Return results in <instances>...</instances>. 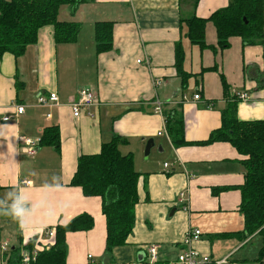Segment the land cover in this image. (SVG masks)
<instances>
[{"label":"crops","instance_id":"obj_1","mask_svg":"<svg viewBox=\"0 0 264 264\" xmlns=\"http://www.w3.org/2000/svg\"><path fill=\"white\" fill-rule=\"evenodd\" d=\"M229 3L86 0L75 9L62 7L58 15L60 21L82 25L76 42L56 44L53 27L47 26L22 57L4 55L0 61V197L19 190L29 212L20 221L0 211V264L8 263L12 250L22 249L31 240L44 242L47 230L67 226L82 213L93 217L94 227L88 232L67 233L66 264H175L191 229L201 231L192 248L214 261L262 264V236H228L244 231L239 210L242 197L234 189L244 183L243 157L225 142L174 147L164 116L154 112L156 101L163 104V111L181 107L186 141H206L221 127V111L228 100L225 79L229 97L239 92L249 97L238 104V119L264 120V48L245 46L235 37L230 48L214 51L216 29L208 23L209 48L201 51L188 41L186 26L180 25L182 19L194 15L206 19ZM98 22L114 23L111 52L96 53L94 26ZM179 42L186 72L197 75L213 69L192 78L186 90L174 68ZM156 81L161 85L156 86ZM83 89L91 90L96 102L75 118L69 103ZM51 94L57 95L58 105H37L40 95ZM195 95L201 101H195ZM18 106L25 112L16 117ZM52 126L60 130V151L39 146L33 158L22 152L21 138L40 139ZM114 136L126 140L119 146L120 152L133 156L141 176L133 232L125 246L109 254L102 200L85 197L70 182L78 158L98 154ZM150 140L154 147L145 158ZM24 179L31 185H22ZM217 188L230 189L216 196L213 190ZM149 245L158 247L155 263L148 258Z\"/></svg>","mask_w":264,"mask_h":264},{"label":"trees","instance_id":"obj_2","mask_svg":"<svg viewBox=\"0 0 264 264\" xmlns=\"http://www.w3.org/2000/svg\"><path fill=\"white\" fill-rule=\"evenodd\" d=\"M86 0H0V61L6 54L16 59L22 57L27 48L37 44L42 28L54 29L56 44H72L77 41L82 25L76 22H63L58 19L64 6L76 8ZM212 23L216 29L217 47L214 51L230 48L232 38H240L245 46L264 48V0H230L227 7L212 13L208 18L192 16L182 19L180 25L187 28L188 41L201 51L209 48L206 44V26ZM113 22H98L94 26L96 53L111 52L113 43ZM184 49L179 42L175 46V65L181 80L182 90L200 74L193 75L184 69ZM197 79V78H196ZM198 82V80L196 81ZM19 81L17 85H19ZM227 105L221 111V127L214 130L206 141L188 143L185 139L184 114L178 108L164 110L166 130L174 147L185 145H211L218 142L231 144L243 157L244 183L236 187L241 193L240 212L244 217V231L228 236L246 239L259 234L263 239L260 260L264 256V120L241 121L237 110L239 99L230 95V87L223 79ZM181 106V104L179 105ZM126 142L114 136L111 142L103 144L98 154L81 155L77 161L75 174L70 186L78 187L85 197H99L106 220V252L125 246L136 222L135 209L139 203L138 184L141 174L137 172L131 154L124 155L119 146ZM41 147H54L60 151L61 138L58 127H48L41 138ZM230 188H217L218 196ZM2 187L0 185V194ZM1 196V195H0ZM1 199V197H0ZM94 227V219L87 213L74 218L67 226L58 225L54 230L53 244L42 249L30 264H66L67 233L88 232ZM226 236V235H224ZM37 242L31 240L26 248L32 250ZM7 264H21L20 249L11 251Z\"/></svg>","mask_w":264,"mask_h":264},{"label":"built area","instance_id":"obj_3","mask_svg":"<svg viewBox=\"0 0 264 264\" xmlns=\"http://www.w3.org/2000/svg\"><path fill=\"white\" fill-rule=\"evenodd\" d=\"M156 86L161 85L160 82H155ZM236 97L239 99V101L246 102L249 97L244 92H239L236 94ZM195 101L200 100V95H195L193 98ZM58 97L55 94H51L49 96L46 95H40L37 99V105L40 107H49L52 105H58ZM95 95L94 93L89 89H83L79 92L78 97L69 103V107L72 110V114L75 118H78L81 115L82 109H89L95 105ZM25 110L23 106L17 107V112L15 114L16 117L18 115L24 114ZM154 112L160 116H164L163 113V104L159 101H156L154 104ZM48 119L51 118V115L47 116ZM11 118H5L4 121H9ZM164 119L166 120L165 116ZM21 144V150L22 152L27 155L30 158H33L36 156L40 139H32V138H21L20 139ZM168 165H165L167 167ZM22 185L30 186L31 181L24 179L22 182ZM180 203L183 202L182 195L179 199ZM47 240L43 241H35L37 242L35 248L32 250L26 248V244L23 245L22 249H20V255L22 258L21 264H30L32 261L35 260L38 251L42 249H49L53 244V238H54V230L50 229L45 232ZM201 237V231L200 230H188V232L185 235L184 239V245L186 248L178 255L175 264H228L227 259H223L220 261H214L210 257L202 255L197 250L192 248V242L198 240ZM7 245H4L2 248L3 250L7 251ZM157 250L158 247L156 245H149L147 247V253L148 258L151 263L157 262ZM89 260H92V257L89 256ZM262 264H264V256L261 259Z\"/></svg>","mask_w":264,"mask_h":264},{"label":"clouds","instance_id":"obj_4","mask_svg":"<svg viewBox=\"0 0 264 264\" xmlns=\"http://www.w3.org/2000/svg\"><path fill=\"white\" fill-rule=\"evenodd\" d=\"M55 182L56 177L52 178ZM59 187V185H56ZM0 211H4L16 217L20 221L28 214L29 209L26 206V199L19 190L9 191L3 199H0Z\"/></svg>","mask_w":264,"mask_h":264},{"label":"water","instance_id":"obj_5","mask_svg":"<svg viewBox=\"0 0 264 264\" xmlns=\"http://www.w3.org/2000/svg\"><path fill=\"white\" fill-rule=\"evenodd\" d=\"M153 147H154V141L153 140L148 141L146 148H145V158H147L150 155L151 149Z\"/></svg>","mask_w":264,"mask_h":264},{"label":"rangeland","instance_id":"obj_6","mask_svg":"<svg viewBox=\"0 0 264 264\" xmlns=\"http://www.w3.org/2000/svg\"><path fill=\"white\" fill-rule=\"evenodd\" d=\"M6 235V234H5ZM7 239H10L9 237Z\"/></svg>","mask_w":264,"mask_h":264},{"label":"bare ground","instance_id":"obj_7","mask_svg":"<svg viewBox=\"0 0 264 264\" xmlns=\"http://www.w3.org/2000/svg\"><path fill=\"white\" fill-rule=\"evenodd\" d=\"M201 101V100H200Z\"/></svg>","mask_w":264,"mask_h":264}]
</instances>
